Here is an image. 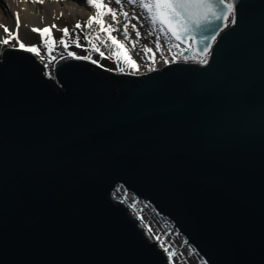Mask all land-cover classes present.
<instances>
[{"label":"water","instance_id":"water-1","mask_svg":"<svg viewBox=\"0 0 264 264\" xmlns=\"http://www.w3.org/2000/svg\"><path fill=\"white\" fill-rule=\"evenodd\" d=\"M232 3L181 44L207 63L49 75L2 51L0 264H169L117 187L203 264H264V0Z\"/></svg>","mask_w":264,"mask_h":264},{"label":"snow or ice","instance_id":"snow-or-ice-1","mask_svg":"<svg viewBox=\"0 0 264 264\" xmlns=\"http://www.w3.org/2000/svg\"><path fill=\"white\" fill-rule=\"evenodd\" d=\"M35 2H43V0H35ZM115 4L120 5L122 0H114ZM126 3L136 5L140 14L145 18L149 25V35H157L155 42V51L148 46L140 47L141 32L137 30L135 24L128 22L129 13L123 8L117 12L112 7H109L106 0H87V3L95 9L94 14L85 22V27L89 30V34L85 35L84 39L88 41V46L91 52L99 53L101 58L113 59L118 64V70L124 72L125 69H131L133 72L139 71V65L133 58V54H142L144 58L151 60L152 64L148 65L151 70H154L156 63V53L162 54L160 40L165 39L166 42H173L172 48H179L181 44H185L190 40H194V33L202 27L212 25L214 22H223L227 26L229 17H234V9L232 0H125ZM109 18V19H106ZM121 18L123 23H121ZM115 22V23H113ZM234 22V19L233 21ZM119 24L120 28L116 25ZM4 27V26H0ZM17 29L19 21L17 18ZM55 25L45 27L43 29L33 28V32H38L42 44L48 53V63L51 64L57 58L52 55L56 51L57 46L64 49L66 56L76 59H91V56L78 57L75 53L68 51L69 47L75 45L81 47L80 36L73 37L72 32L75 29H81L82 26L78 22L72 32L68 28L61 29L62 37L56 39L53 37L52 29ZM130 30L134 32L137 39L133 40L130 36ZM122 31L123 36L118 38L113 35L114 32ZM4 32L7 33V38L0 39V44L7 45L10 41L15 40L19 48L30 53H34L43 61L45 58L41 56L40 48L37 46H26L20 41L18 32H10L7 27H4ZM204 39L215 40L216 36ZM202 42V41H200ZM106 51H102L101 48ZM139 48V52L137 49ZM185 50L195 51V45L189 44ZM171 51V49H169ZM200 63H207L208 47L202 50ZM183 56V52H180ZM63 58V56L61 57ZM163 58V56H162ZM176 57H173L175 60ZM93 63L97 61L93 60ZM167 62V60H165ZM135 207V205H132ZM150 231V229H149ZM159 239V237H157ZM163 247V245H162ZM168 252V249H164ZM174 252H169V258L174 256Z\"/></svg>","mask_w":264,"mask_h":264},{"label":"rangeland","instance_id":"rangeland-1","mask_svg":"<svg viewBox=\"0 0 264 264\" xmlns=\"http://www.w3.org/2000/svg\"><path fill=\"white\" fill-rule=\"evenodd\" d=\"M44 1V0H43ZM69 1V0H65ZM72 1V0H71ZM106 3H108L109 7H112L115 9L117 12L120 11L121 8H123L124 11L129 12L132 17H136V22L132 19L129 18V23L135 24L137 27V30L141 32V37L139 38L140 40V47L143 46H148L153 48V51H155V42L158 38L157 35H149V25L145 18L140 14V11L136 5L126 3L125 0H122V3L120 5L115 4L114 0H106ZM86 14H71V13H64L59 12L57 15H51L50 18H48V21H45L43 23H40L39 25H32L30 22H21L19 21V28L17 29V19L15 20L11 18L10 13H7L6 11V6H4V3L2 4V1L0 2V26L7 27L10 32H18L19 39L21 42H23L26 46H37L40 48L41 56H43L45 59L41 61L39 57L35 55L37 59L41 61V63L52 66L56 64L58 61L63 60L65 58H70L66 56L64 49L60 46H57L56 51L52 53L53 56H55L57 59L53 61L51 64L48 63V53L46 49L44 48L41 37L38 32H33V28H38V29H43L45 27H50L52 25H55L56 27L52 29V34L53 37L56 38L57 40L62 37V32L60 31L61 29L68 28L70 32L74 29V26L79 22L82 26L81 29H75L74 32H72L73 37L76 35L80 36V44L82 45L81 47H76L75 45H72L69 47L68 51H71L75 53V56L78 57H85V56H91V59H87L90 61H97L98 64L102 65L103 67H106L107 69L115 72H120L118 70V64L113 60V59H107V58H101L99 53L91 52L88 46V41L84 39L85 35L89 34V32L93 30H89L85 27V22L94 14L95 9L91 8L89 10H85ZM139 15L141 18H139ZM109 19V18H106ZM14 22V23H13ZM12 23V24H11ZM115 23V22H113ZM121 23L122 18H121ZM4 27H0V39L7 38V33L4 32ZM117 28H120V25H116ZM113 35L119 36V31L114 32ZM130 36L133 40L137 39L135 37L134 32L130 30ZM170 46L173 42H166L165 39H161V47L163 50V44ZM8 48H19V45L15 40L10 41L9 44L4 45L0 44V55L2 51ZM172 48V47H171ZM102 51H106L103 47L101 48ZM137 52H139V48L137 49ZM168 54L167 50H163L162 54L160 52L156 53V63L154 65V68H156L157 65H160V59L163 57H167L166 55ZM63 56V58H61ZM74 58V57H71ZM133 58L136 60V62L142 67L141 72H133L131 69H125V73L129 74H141L144 72H147L151 70L150 67H147L148 65L152 64L151 60H148L143 57L142 54L137 55L133 54ZM48 69V68H47ZM140 70V69H139ZM53 68L48 69L49 75L52 74ZM122 197L120 196H115L116 199L122 201V203L125 204L129 212L134 216V219L137 221V219L140 220L142 228H147L150 229V236L148 235L147 237L158 244H160V239L162 237L163 240H165L164 237H167L164 233L168 230L167 229V222L164 221L162 218L157 216L152 209L145 204L144 202H139L135 198L133 200V204H130L131 201L129 199L127 201L126 198L128 197L127 195L129 194H121ZM129 198V197H128ZM132 205H135V207H132ZM138 222V221H137ZM152 230L156 231L155 233H152ZM161 236V237H160ZM159 237V239H157ZM170 248V247H169ZM171 252H174L175 255L171 257L172 264H197L196 262H199L196 257H191L189 254V251L186 250V248H183L179 246L178 244L175 245V250H172ZM169 256V252L167 253ZM175 258V259H174Z\"/></svg>","mask_w":264,"mask_h":264},{"label":"bare ground","instance_id":"bare-ground-1","mask_svg":"<svg viewBox=\"0 0 264 264\" xmlns=\"http://www.w3.org/2000/svg\"><path fill=\"white\" fill-rule=\"evenodd\" d=\"M2 1V4L4 3V6H6L7 13H10L12 20L15 18L21 22H30L32 25H39L40 23H43L45 21H48V18H50L51 15H57L59 12L65 13H71V14H86L85 10H89L92 7L87 3V0H44L41 2H35V0H0ZM14 23V22H13ZM12 24V23H11ZM186 60L190 61H199L200 58H196L194 56H189L186 58ZM61 61H58L56 64L52 66L44 65L45 69L48 70L49 68H54L56 65H58ZM138 64V63H137ZM139 65V64H138ZM159 65L156 66L158 68ZM48 68V69H47ZM142 67L139 65V71L141 72ZM144 70V69H143ZM142 70V71H143ZM121 194H125L122 188L117 187L116 188V195L122 197ZM127 194V193H126ZM125 201L129 199L131 201L130 204H133L134 198L131 195H127ZM140 228L143 230V232L148 236L151 232L147 228H142L141 222L139 219H137ZM167 224L168 232L166 231L164 234L167 235V237H164L165 240L162 239L160 241V248L163 250L165 248L168 249V252H171L172 250H175V245L178 244L179 246L186 248L187 251H189V254L191 257H196L194 251L185 246V242L182 238L176 235V233L171 229V226L169 223ZM152 233L156 234L155 230H152ZM150 236V235H149ZM163 245V247H162ZM170 247V248H169ZM166 252V251H165ZM166 252V253H168ZM168 263L172 264V261L168 257ZM175 259V258H174ZM199 262H196L197 264H203L200 260Z\"/></svg>","mask_w":264,"mask_h":264}]
</instances>
